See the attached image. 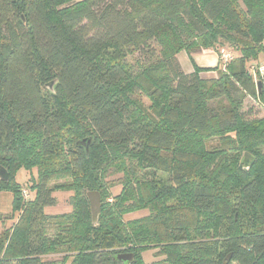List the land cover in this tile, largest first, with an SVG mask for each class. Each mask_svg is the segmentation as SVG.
Segmentation results:
<instances>
[{"label": "trees", "instance_id": "16d2710c", "mask_svg": "<svg viewBox=\"0 0 264 264\" xmlns=\"http://www.w3.org/2000/svg\"><path fill=\"white\" fill-rule=\"evenodd\" d=\"M238 1L0 0L9 173L0 191L12 193L16 215L0 233V264H47L53 254L70 264H125L120 254H133L131 264H225L229 253L227 264H264V0H243L245 14ZM226 46L240 55L223 65ZM202 49L218 52L219 65L198 66ZM247 97L256 105L246 109ZM246 151L256 160L241 169ZM91 190L102 200L96 224ZM56 191L70 193V211L46 212Z\"/></svg>", "mask_w": 264, "mask_h": 264}, {"label": "rangeland", "instance_id": "374dc122", "mask_svg": "<svg viewBox=\"0 0 264 264\" xmlns=\"http://www.w3.org/2000/svg\"><path fill=\"white\" fill-rule=\"evenodd\" d=\"M238 7L239 10L242 14H245L247 12V6L245 4V2H243V0H239L238 1ZM220 48V47H219ZM212 51L214 55L218 56V52L214 51L213 49H202L199 53H206ZM220 52H221V57H222V64H226L228 63L232 58L234 57H238L240 55V52L236 49H234L233 47H227L226 48H220ZM122 54L127 55L126 60L130 63H135L136 60L134 59V57H132L131 54L125 52V49L122 51ZM180 56H182V58L186 59V65H193L191 59H190V55L186 52V51H182L180 54ZM187 57H186V56ZM139 58H143L142 56H139ZM220 58V57H219ZM260 64L263 65L264 64V56L261 55L260 56ZM256 65V62L253 60V62L250 65L251 70L254 72V67ZM207 71H205V74H203L204 76H210V74H206ZM44 94H47V90L45 89L44 86H42ZM144 101L149 104L150 102L147 99H144ZM246 104L245 107L246 109H248L249 107L256 105V101L251 98V97H247L246 99ZM36 171V170H34ZM34 174H36V172H34ZM23 176H25L27 179V184H25L24 188H27L28 190L30 189V178H31V172L29 171H24L21 170L18 172V180L19 181H23ZM158 178L163 179L164 181H167L169 176L165 173H158ZM121 190V186H116L112 189L113 193H118ZM31 191V189H30ZM32 192V191H31ZM57 199L58 202L56 205L54 206H47L45 208L47 213H64V212H68L72 209L71 203H70V193L69 192H63V191H56L54 194ZM31 196L33 197V193H31ZM13 195L11 192L9 191H0V229L5 230L7 228H10L15 221V217L16 215H14L13 212ZM248 209V208H247ZM144 212H138L135 214H131L128 215V218H133V217H137V216H141L143 215ZM245 218L243 219L242 224V228L245 230L247 228V226L251 225L253 223V221L251 220L252 215L251 212H246V215H244ZM238 218V214L235 215V219L237 220ZM224 228L223 230L220 232L222 234V239H221V243H220V249L219 252L222 253H227L228 252V247L227 245H225V242L227 241V233H226V224L224 223ZM143 257L146 263H152L156 258L154 257V250H147L145 252H143ZM63 255L62 254H53V255H49L45 257V260L47 262V264H70V259L68 261H63ZM231 264H238L236 262V260L232 261ZM242 264V263H240Z\"/></svg>", "mask_w": 264, "mask_h": 264}, {"label": "water", "instance_id": "95a60500", "mask_svg": "<svg viewBox=\"0 0 264 264\" xmlns=\"http://www.w3.org/2000/svg\"><path fill=\"white\" fill-rule=\"evenodd\" d=\"M258 84H261V81L257 82ZM58 84V79H54L48 83H46V88L49 89L51 92L55 91L56 85ZM256 160V156L253 155L251 152L246 151L241 160H240V168L241 169H250L254 162ZM9 179V173L7 169L0 165V180H8ZM87 196L89 198L91 211H92V218L94 224H96L99 221V217L101 214V194L97 190H91L87 192ZM119 261H124L125 264H131L134 261V255L133 254H120L116 257ZM232 258V253H229L224 263L227 264Z\"/></svg>", "mask_w": 264, "mask_h": 264}, {"label": "crops", "instance_id": "0c3cea01", "mask_svg": "<svg viewBox=\"0 0 264 264\" xmlns=\"http://www.w3.org/2000/svg\"><path fill=\"white\" fill-rule=\"evenodd\" d=\"M186 56V55H185ZM187 57V56H186ZM193 58L195 60V63L203 68H215L216 66L219 65V55H214L212 51L209 50V52L206 53H196L193 55ZM179 61L184 69V71L186 73H191L194 71V67L193 65H186V59L182 58V56L179 55ZM208 74H210V76L207 77H215L217 75L216 70H211V71H207ZM206 73V74H207ZM203 74H205V72H202L201 75L204 76ZM206 77V76H204ZM3 230L0 229V233Z\"/></svg>", "mask_w": 264, "mask_h": 264}, {"label": "built area", "instance_id": "2783aa9c", "mask_svg": "<svg viewBox=\"0 0 264 264\" xmlns=\"http://www.w3.org/2000/svg\"><path fill=\"white\" fill-rule=\"evenodd\" d=\"M259 73L260 75L264 78V64L259 66ZM23 195L26 198H30L31 197V191L28 189H24L23 190Z\"/></svg>", "mask_w": 264, "mask_h": 264}]
</instances>
